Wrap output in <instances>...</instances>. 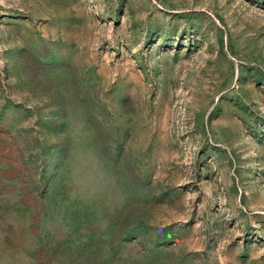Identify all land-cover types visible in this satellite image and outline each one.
I'll list each match as a JSON object with an SVG mask.
<instances>
[{
	"label": "rangeland",
	"instance_id": "1",
	"mask_svg": "<svg viewBox=\"0 0 264 264\" xmlns=\"http://www.w3.org/2000/svg\"><path fill=\"white\" fill-rule=\"evenodd\" d=\"M0 264H264V0H0Z\"/></svg>",
	"mask_w": 264,
	"mask_h": 264
}]
</instances>
